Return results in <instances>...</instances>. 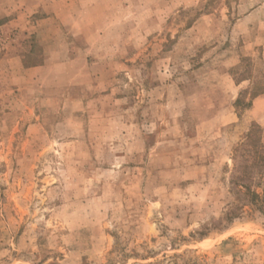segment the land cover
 <instances>
[{
  "label": "rangeland",
  "instance_id": "374dc122",
  "mask_svg": "<svg viewBox=\"0 0 264 264\" xmlns=\"http://www.w3.org/2000/svg\"><path fill=\"white\" fill-rule=\"evenodd\" d=\"M254 126L264 0H0V264H264Z\"/></svg>",
  "mask_w": 264,
  "mask_h": 264
},
{
  "label": "trees",
  "instance_id": "16d2710c",
  "mask_svg": "<svg viewBox=\"0 0 264 264\" xmlns=\"http://www.w3.org/2000/svg\"><path fill=\"white\" fill-rule=\"evenodd\" d=\"M259 130L258 126H254L248 133L245 142L236 150L241 161L234 166L231 179L232 193L248 203H254L259 197L252 190L253 182L256 178L255 175L260 177V181H264V170H261V168H264V146L258 142L257 135L259 134ZM250 161L254 163L251 167L258 166L260 168L257 169V172L247 165Z\"/></svg>",
  "mask_w": 264,
  "mask_h": 264
},
{
  "label": "crops",
  "instance_id": "0c3cea01",
  "mask_svg": "<svg viewBox=\"0 0 264 264\" xmlns=\"http://www.w3.org/2000/svg\"><path fill=\"white\" fill-rule=\"evenodd\" d=\"M41 68V67H40ZM40 68H31V69H29V71H32V70H38V69H40ZM28 71V70H27ZM26 71V72H27Z\"/></svg>",
  "mask_w": 264,
  "mask_h": 264
}]
</instances>
